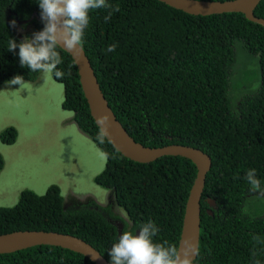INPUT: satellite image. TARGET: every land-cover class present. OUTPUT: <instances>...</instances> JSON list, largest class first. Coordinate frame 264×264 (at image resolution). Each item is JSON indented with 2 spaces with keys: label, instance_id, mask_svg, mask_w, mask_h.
<instances>
[{
  "label": "trees",
  "instance_id": "16d2710c",
  "mask_svg": "<svg viewBox=\"0 0 264 264\" xmlns=\"http://www.w3.org/2000/svg\"><path fill=\"white\" fill-rule=\"evenodd\" d=\"M106 3L119 5V11H113L107 22L111 9L89 11L82 49L116 119L146 147L179 144L211 158L192 264H264V196L250 191L245 179L247 170L256 169L264 188V27L240 13L195 16L156 0ZM41 13L39 0H0V89L17 75L30 83L39 76L40 71L21 66L19 49L9 51L8 42L22 40L12 21L31 27L33 38L42 31ZM254 15L264 19V0ZM110 44L117 45L115 51L105 52ZM240 49L258 61L255 90L253 84L240 82L239 73L247 67L237 58ZM56 50L62 58L57 70L65 75L62 79L51 75L63 86L62 108L73 113L78 129L105 154L106 165L94 183L112 191L115 206L126 218L95 202L67 208L60 188L50 185L43 195L24 190L15 206L0 207V235L25 230L69 234L91 245L109 263V251L119 238L113 221L122 223V233L134 234L151 220L159 228L153 242L177 247L196 176L194 164L180 156L138 163L107 140L101 144L76 65L67 52L59 46ZM16 138V130L9 127L2 132L1 143L12 145ZM3 167L0 154V172ZM207 198L215 204L212 215L207 214ZM0 264L94 263L81 254L43 245L0 254Z\"/></svg>",
  "mask_w": 264,
  "mask_h": 264
},
{
  "label": "rangeland",
  "instance_id": "374dc122",
  "mask_svg": "<svg viewBox=\"0 0 264 264\" xmlns=\"http://www.w3.org/2000/svg\"><path fill=\"white\" fill-rule=\"evenodd\" d=\"M15 30L22 40L25 36L33 38L31 27L16 24ZM237 58L247 66L239 73L241 84H253L255 90L259 81L257 59L241 49ZM26 83L21 90L20 85L8 84L0 89V154L4 159L0 207L15 206L24 190L43 195L50 185H57L67 208L95 202L125 219L124 211L115 206L112 191L94 183L106 165V156L78 129L73 113L63 110V86L51 74L45 79L42 72L35 82ZM9 127L16 130L17 138L14 144L5 145L1 134Z\"/></svg>",
  "mask_w": 264,
  "mask_h": 264
},
{
  "label": "water",
  "instance_id": "95a60500",
  "mask_svg": "<svg viewBox=\"0 0 264 264\" xmlns=\"http://www.w3.org/2000/svg\"><path fill=\"white\" fill-rule=\"evenodd\" d=\"M173 9L183 11L195 16H210L214 14L240 13L253 23L264 27V19L256 17L254 10L261 0H156ZM61 48V47H60ZM73 59L84 98L87 102L89 113L97 126L96 119L102 115L111 118V133L113 143L111 146L125 158L138 163H151L163 156H180L190 160L196 168V176L189 190L182 217V227L177 249L181 253L187 251L196 259L200 236V201L205 187V178L211 168V158L203 151L190 146L179 144L167 145L159 148L146 147L136 142L116 119L108 101L102 93L91 63L83 49L73 52L61 48ZM98 127V126H97ZM107 140V139H106ZM108 141V140H107ZM212 215L215 204L211 198L206 199ZM117 236L122 232V223L115 222ZM139 234V231L136 233ZM54 246L83 255L94 264H109L106 259L91 245L82 239L69 234L43 230L15 231L0 235V254H10L35 246ZM96 258V259H94Z\"/></svg>",
  "mask_w": 264,
  "mask_h": 264
},
{
  "label": "clouds",
  "instance_id": "9594fccd",
  "mask_svg": "<svg viewBox=\"0 0 264 264\" xmlns=\"http://www.w3.org/2000/svg\"><path fill=\"white\" fill-rule=\"evenodd\" d=\"M39 6L45 24L43 30L34 33V39L25 36L19 43L16 39H11L8 42V50L15 53L18 48L17 55L21 66L29 68L31 72H42L45 79L53 72L58 79L65 75L57 70V66L62 63L60 53L56 50L58 46L73 52L82 49L90 10L111 9L105 17L106 22L111 19L113 11H119V5L113 8L106 0H39ZM11 26L15 28L16 22L12 21ZM116 47V44H110L105 52H114ZM7 84L20 85L21 90L25 89L27 83L22 76L17 75L7 81ZM96 123L97 140L103 144L107 139L109 143L114 144L110 116H99ZM245 179L251 186L250 191L259 192L264 196V188L257 178L256 169L247 170ZM158 232L159 228L151 220L140 226L138 235L124 231L109 251V264H192V256L187 251L181 253L176 245L167 241L154 243L152 237Z\"/></svg>",
  "mask_w": 264,
  "mask_h": 264
},
{
  "label": "flooded vegetation",
  "instance_id": "af4514ba",
  "mask_svg": "<svg viewBox=\"0 0 264 264\" xmlns=\"http://www.w3.org/2000/svg\"><path fill=\"white\" fill-rule=\"evenodd\" d=\"M65 205V204H64ZM124 230V227H122V230H121V232ZM137 231H139V230H137ZM137 231H135V233H134V235L137 233Z\"/></svg>",
  "mask_w": 264,
  "mask_h": 264
}]
</instances>
